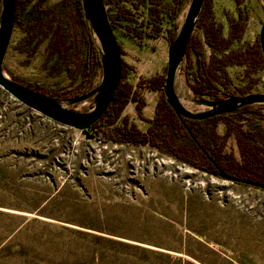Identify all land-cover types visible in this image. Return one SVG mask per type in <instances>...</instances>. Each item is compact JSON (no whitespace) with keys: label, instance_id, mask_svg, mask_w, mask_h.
Returning a JSON list of instances; mask_svg holds the SVG:
<instances>
[{"label":"rangeland","instance_id":"obj_1","mask_svg":"<svg viewBox=\"0 0 264 264\" xmlns=\"http://www.w3.org/2000/svg\"><path fill=\"white\" fill-rule=\"evenodd\" d=\"M62 1L18 0L19 16L2 70L24 87L62 93L59 101L65 102V93L81 77L79 69H69L70 53L63 57L54 50L63 40L60 36L72 45ZM135 3L104 0V7L112 19L125 7L136 24H144L145 9L135 11ZM41 10H51L55 18ZM238 11L247 22L243 37L230 49L242 50L259 38L264 0H240L238 6L234 0H212L211 12L224 37L228 20H236ZM114 23L128 83L163 75L165 32L156 40L143 36L137 43L122 24ZM192 37L202 40L203 33L195 28ZM203 49L208 61L212 51L204 43ZM195 67L190 54L174 82L177 97L191 112L203 111L191 103L187 86ZM226 72L230 83L220 87L221 93L240 96L256 80L249 93L264 94V65L252 71L231 65ZM99 79L96 69L84 91ZM159 96L158 90L142 95V119L152 118ZM90 106L87 100L73 109ZM121 115L142 132L147 129L134 103ZM213 124L216 145L237 161L238 130H260L264 137V121L252 113L225 116ZM172 137L176 145L187 141L180 129ZM0 264H264V191L204 174L150 147L100 143L42 118L0 89Z\"/></svg>","mask_w":264,"mask_h":264},{"label":"trees","instance_id":"obj_2","mask_svg":"<svg viewBox=\"0 0 264 264\" xmlns=\"http://www.w3.org/2000/svg\"><path fill=\"white\" fill-rule=\"evenodd\" d=\"M236 6L240 0H234ZM104 2V0H103ZM190 3V0H137L132 7L135 11L138 7L145 9L146 20L136 24L134 14L125 7L118 8L116 19H112L106 11L107 20L111 29L115 30V23L122 24L126 28L130 40L140 43L143 36L156 40L165 32L164 39L169 43L175 40L178 34V19L183 9ZM104 5V3H103ZM61 6L64 9L63 18L71 28L72 45L63 36H60L59 46L55 47V52L59 55L70 53L69 69H79L80 79L77 85L70 86L66 96L68 100L78 97L93 89L84 91L90 80L95 75L96 69L101 77L100 61L96 41L91 30L84 22V16L81 7V0H63ZM212 0H205L201 7L195 28L203 33V39H197L189 36L187 48L184 53V59L194 55L195 69L191 81L187 82L188 89L193 97L203 99L208 97L215 101L224 99L230 94L221 93L220 87L226 88L230 83L226 72L228 66H246L249 70H255L264 65V59L258 40L253 44L247 45L242 50L230 49L233 42H239L245 31L247 22L246 14L238 11V17L229 19V34L227 37L222 35V26L217 22L211 12ZM1 10V3H0ZM106 10V9H105ZM49 13L54 17L51 10H41V13ZM19 16V2L15 1V16ZM55 18V17H54ZM58 19V18H56ZM166 23V27H162ZM13 24V25H14ZM60 25V24H59ZM57 25L58 32H63L62 27ZM144 25V26H143ZM39 26H42L39 24ZM57 32V33H58ZM114 35V34H113ZM115 37V35H114ZM116 39V37H115ZM117 41V39H116ZM118 43V42H117ZM203 43L212 51L209 60L204 57ZM119 45L120 55H123L122 47ZM152 51L156 50V45L151 46ZM183 59V60H184ZM121 79L115 93L112 95L108 108L104 111L100 119L92 124L87 130L83 131L87 136L93 137L100 143L111 142L113 144H126L128 146L150 147L171 157V159L185 164L186 166L199 170L208 175L217 176V169L224 174L236 179H245L246 181L258 182L264 185V137L261 131L252 132V130L236 133V147L240 156L239 161L231 153H223L221 147L216 145V133L214 132V120H219L225 116H242L245 113H252L264 121L263 105L244 106L235 113L222 116H215L204 121H190L185 118L178 119L172 113V109L167 105L163 94L164 74H157L149 79L139 78L134 86L130 85L125 76L127 63L121 59ZM72 64V65H70ZM10 80L19 83L13 78ZM256 80L249 86L247 85L240 92V96L250 95L249 90L256 84ZM21 84V83H19ZM29 89L37 92L42 97H49L59 100L62 93L49 89L37 90L31 87ZM158 90L160 96L156 103V108L151 119H142L141 110L145 107L142 95L145 92ZM206 100V99H203ZM129 103L135 104V113L138 118L148 124L147 129L142 132L126 115H121L122 110ZM78 104L70 106L68 109L85 113L87 109L74 110ZM180 129L186 136L185 142L180 145L175 144L172 137L174 131ZM192 135V137L190 136ZM239 184V183H235ZM244 185V184H240Z\"/></svg>","mask_w":264,"mask_h":264},{"label":"water","instance_id":"obj_3","mask_svg":"<svg viewBox=\"0 0 264 264\" xmlns=\"http://www.w3.org/2000/svg\"><path fill=\"white\" fill-rule=\"evenodd\" d=\"M16 0H0V89L8 97L18 102L26 109L36 112L37 115L51 122L64 126L68 129L87 130L97 122L104 111L108 108L112 95L115 93L119 80L121 79V55L119 45L111 29L103 0H81L84 22L87 24L96 41L98 57L101 68V79L98 85L87 93L68 101L61 102L57 99L42 97L37 92L22 86L7 78L2 70L7 46L10 43L11 31H13ZM205 0H190L185 10V19L182 22L175 40L168 43L166 54L167 66L165 81L163 83V94L167 105L172 109L176 118H185L190 121H204L212 117H219L235 113L246 105H263L264 94L256 93L245 96L230 95L221 100L208 101L196 97L191 98V103L203 108V111L191 112L181 103L177 97L174 87L179 66H181L184 53L187 48L189 36H192L201 7ZM262 57L264 59V19L260 23L259 38L257 39ZM91 101L87 112L81 113L68 109L75 104ZM192 137V135H190ZM217 176L230 183L244 184L264 191V185L258 182L236 179L224 174L217 169Z\"/></svg>","mask_w":264,"mask_h":264},{"label":"crops","instance_id":"obj_4","mask_svg":"<svg viewBox=\"0 0 264 264\" xmlns=\"http://www.w3.org/2000/svg\"><path fill=\"white\" fill-rule=\"evenodd\" d=\"M229 5H230V3H229ZM119 44H120V43H119ZM120 46H121V45H120ZM156 48H157V46H156ZM155 75H156V74H155ZM155 75H154V76H155ZM157 75H158V74H157ZM158 76H161V75H158ZM174 82H175V81H174Z\"/></svg>","mask_w":264,"mask_h":264}]
</instances>
